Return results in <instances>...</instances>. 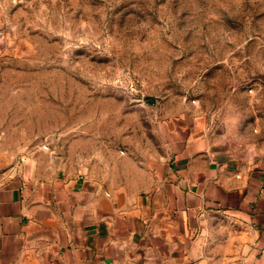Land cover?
<instances>
[{
  "label": "rangeland",
  "instance_id": "374dc122",
  "mask_svg": "<svg viewBox=\"0 0 264 264\" xmlns=\"http://www.w3.org/2000/svg\"><path fill=\"white\" fill-rule=\"evenodd\" d=\"M164 119L264 150V0H0V186L27 149L153 154Z\"/></svg>",
  "mask_w": 264,
  "mask_h": 264
},
{
  "label": "crops",
  "instance_id": "0c3cea01",
  "mask_svg": "<svg viewBox=\"0 0 264 264\" xmlns=\"http://www.w3.org/2000/svg\"><path fill=\"white\" fill-rule=\"evenodd\" d=\"M161 127L113 163L6 148L0 264H264V150Z\"/></svg>",
  "mask_w": 264,
  "mask_h": 264
}]
</instances>
